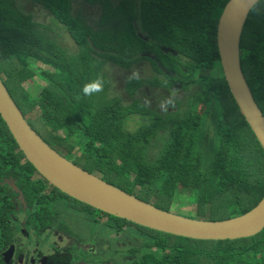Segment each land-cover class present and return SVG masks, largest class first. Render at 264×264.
Here are the masks:
<instances>
[{
  "label": "trees",
  "instance_id": "obj_1",
  "mask_svg": "<svg viewBox=\"0 0 264 264\" xmlns=\"http://www.w3.org/2000/svg\"><path fill=\"white\" fill-rule=\"evenodd\" d=\"M21 1L0 0V78L49 145L71 157L75 138L83 153L81 163L75 164L169 212L177 198L186 197L196 205L198 218L227 220L249 212L263 199L264 149L225 78L217 75L222 67L217 29L229 0H144L146 12L138 25L149 41L137 34L135 9L128 3L87 0L98 15L85 21L73 13L76 0H34L66 28L74 49L52 37L53 28L40 22L37 12L26 13ZM122 25L127 34L120 32ZM148 42L158 44L157 57L169 64L177 80L196 84L184 118L139 109L136 101L110 95L105 64L131 67L137 55L149 50ZM97 75L105 78L104 91L83 96L84 84ZM37 76L45 84L34 95L25 85ZM134 86L135 81L127 83V90ZM36 110L40 114L30 120ZM139 110L143 121L129 130L128 120ZM34 173L0 118V178L17 179L32 199L28 193L36 187L23 176ZM185 191L190 195L182 196ZM7 213L8 205L2 204L1 234ZM109 217L139 228L125 231L131 244L124 252L131 261L125 264H264V230L233 241H199Z\"/></svg>",
  "mask_w": 264,
  "mask_h": 264
},
{
  "label": "flooded vegetation",
  "instance_id": "obj_2",
  "mask_svg": "<svg viewBox=\"0 0 264 264\" xmlns=\"http://www.w3.org/2000/svg\"><path fill=\"white\" fill-rule=\"evenodd\" d=\"M143 1L117 0L122 5L128 2L132 3L136 13L134 18L137 23L136 32L140 37L149 41V36L138 25L143 13L146 12ZM88 7H95L96 14H88ZM41 10L47 11L43 5ZM73 13L80 15L85 21H90L94 19V15H98L97 7L91 5L87 0L74 1ZM40 14L42 15L37 11L38 18ZM157 46V43L148 42L149 50H144L142 54L137 55L132 64V70L138 69L142 76L141 80L135 81L134 88L132 87L133 101H136L139 109L149 108L154 112L166 115V112L159 109L158 104L169 95H173L175 97L174 105L169 106L167 112H173V116L184 118L190 107V97L196 90V84L186 85L181 80H177V74L168 68L169 64H164L157 57L154 50ZM159 48L167 51L163 45H159ZM240 58L246 81L264 115V0L255 9L252 7L249 9L242 30ZM217 75L225 78L223 67L217 69ZM145 98L152 101L151 107L144 105ZM182 102L185 103L187 109L182 110ZM139 113L141 114V110ZM140 117L143 120L142 116ZM73 141H75L73 143L74 152H79L77 155L81 157L83 155L81 147L76 143L75 138ZM23 178L28 179L29 186L36 187V190L32 191L33 196L31 192L28 193L34 199H28L27 192L18 187L17 179L10 176L0 178V187L3 189L0 190V206L7 204L9 211L7 213L9 219L5 221L4 226L5 234L0 233V264H118L114 257H110L112 248L109 246L111 243L95 237L81 239L74 236L71 231L67 232L65 226L60 223L61 218H66L65 215L53 208L58 200H61L63 205L81 204L87 213L86 216L91 217L88 220L91 223L102 224L113 233L111 241L116 242V245L121 249H124L121 245L123 243L121 233L129 228L134 229L133 227H126L122 222H115L109 215L70 198L59 189L60 192L56 191V187L37 171L34 174L23 176ZM35 211L36 215L33 216ZM2 225L0 222V227ZM117 258L122 260V264L131 261V258L124 257V253L118 254Z\"/></svg>",
  "mask_w": 264,
  "mask_h": 264
},
{
  "label": "water",
  "instance_id": "obj_3",
  "mask_svg": "<svg viewBox=\"0 0 264 264\" xmlns=\"http://www.w3.org/2000/svg\"><path fill=\"white\" fill-rule=\"evenodd\" d=\"M249 3L229 0L219 18L217 44L230 92L264 149V115L244 76L240 43ZM0 78V118L25 159L70 198L139 227L199 241L250 238L264 230V197L249 212L227 220L194 219L175 214L122 191L77 166L32 128Z\"/></svg>",
  "mask_w": 264,
  "mask_h": 264
},
{
  "label": "rangeland",
  "instance_id": "obj_4",
  "mask_svg": "<svg viewBox=\"0 0 264 264\" xmlns=\"http://www.w3.org/2000/svg\"><path fill=\"white\" fill-rule=\"evenodd\" d=\"M128 4L130 6H132L131 2H128ZM21 5L23 6L24 10L26 13L28 12H41L42 15L40 14L39 16V21L43 22L47 25H50L53 30H52V37H56L58 40H61L64 44H67V46L71 47V48H76V44L74 42V40L69 37L66 34V28L63 27L62 28V24H58L56 21H54L50 15L49 12L45 11V10H41V3H37L34 0H22L21 1ZM76 6V4H75ZM80 8V7H79ZM87 13H95L96 12V8L95 7H88L87 8ZM93 17V15L91 16V18ZM120 32L127 34L126 31V26L122 25L120 27ZM99 59H104L102 56L99 57ZM40 64V63H39ZM126 66L130 65V60H128L125 63ZM106 69L108 70L109 76H110V87H111V92L110 95L111 96H118L121 98L122 102H133L134 100V95H130V93L133 92L132 88H130V90H127V83H126V77L131 73L132 71V66L130 67L131 69H128L129 67H122L120 65L115 64V62H110L108 61V63L105 64ZM45 84V81L40 78L39 76L35 77L33 81H31L30 83H28L27 85H25V88H27V90H31V93L36 95L37 92L40 91L41 89V85ZM137 94H135L136 96ZM138 96V95H137ZM186 108V105L184 102H182V110H184ZM187 109V108H186ZM40 113L36 110L32 115H29L30 120H34L35 118H37V116ZM144 118L143 114L140 113H136V114H132L130 117L131 119L128 120L127 123V128L129 130L134 129L137 125H139L140 122H142L143 120L141 119V117ZM61 132V131H60ZM51 145L53 147L54 144ZM50 145V146H51ZM97 146H100V144H97ZM55 149V148H54ZM62 155L63 151H61ZM59 152V153H60ZM71 157L65 155V157L69 158L70 161H74L75 163H77L78 165L81 163L79 161V156L77 155L79 154V152H77V154L71 150ZM67 158V159H68ZM73 162V163H74ZM77 165V166H78ZM80 167V166H79ZM36 190V189H34ZM33 191V190H32ZM31 191V193H32ZM184 195L182 196H189L190 192L185 191L183 192ZM33 196V193H32ZM32 199H34V197H32ZM173 207L171 208V212L181 215V216H185V217H189V218H194L197 219L198 216L196 214L197 211V207L195 204H192V201L187 199L186 197L184 198H177L174 203H173ZM54 210L57 209V211H59L61 214L65 215L66 218H61L60 223H62L67 232L71 231L73 233L74 236H77L81 239H89L91 237H95L99 240H107L109 243H111V245L109 247H111V251H110V257H114L117 261V263H121L122 260L118 259V254L124 253L130 246L131 244L127 242L128 239V235L127 233L122 232L121 234V238H123V243L125 244H121L122 247H124V249L119 248L116 245V242H112L111 241V233L106 227H104L102 224H95V223H91L88 219H90L91 217L86 216L87 213H85L84 208L82 207L81 204L76 205V204H71V206L69 205H63L61 204V200H58L56 206L53 208ZM51 214H53V211H51ZM202 219V218H199ZM132 230H136V229H132ZM120 238V240H121ZM122 264V263H121Z\"/></svg>",
  "mask_w": 264,
  "mask_h": 264
},
{
  "label": "clouds",
  "instance_id": "obj_5",
  "mask_svg": "<svg viewBox=\"0 0 264 264\" xmlns=\"http://www.w3.org/2000/svg\"><path fill=\"white\" fill-rule=\"evenodd\" d=\"M262 0H242V3H249L252 8H256L257 5L261 4ZM234 3H237V0H234ZM142 76L138 69H134L126 77V83H132L133 81L141 80ZM106 81L103 75H97L95 79L84 84L82 88V94L85 97H92L99 93H102L105 89ZM175 102V97L169 95V97L161 100L158 104V107L161 111L167 112L169 106H173ZM152 101L148 98H145L144 105L146 107H151Z\"/></svg>",
  "mask_w": 264,
  "mask_h": 264
}]
</instances>
